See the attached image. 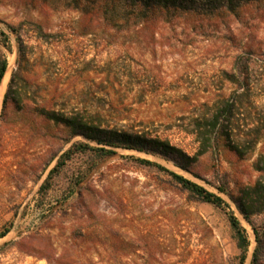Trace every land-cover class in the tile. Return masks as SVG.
<instances>
[{
	"label": "rangeland",
	"instance_id": "obj_1",
	"mask_svg": "<svg viewBox=\"0 0 264 264\" xmlns=\"http://www.w3.org/2000/svg\"><path fill=\"white\" fill-rule=\"evenodd\" d=\"M117 5L96 13L73 0H0V57L11 70L0 108V233L10 230L0 238V264H237L241 251L227 213L142 159L220 195L248 230L251 264L254 230L219 186L237 193V185L261 175L255 164L264 157V0L213 14ZM16 72L21 101L11 97L4 108ZM240 85L235 138L259 137L244 157L222 143L187 171L134 149L106 158L79 152L42 201L50 170L82 139L68 142L69 130L42 108L80 113L194 155L196 119ZM254 221L264 232V215Z\"/></svg>",
	"mask_w": 264,
	"mask_h": 264
},
{
	"label": "trees",
	"instance_id": "obj_2",
	"mask_svg": "<svg viewBox=\"0 0 264 264\" xmlns=\"http://www.w3.org/2000/svg\"><path fill=\"white\" fill-rule=\"evenodd\" d=\"M256 0H73L77 9L83 10L85 6L92 5L94 11L99 13L104 9L106 11L115 10L122 4L124 9H135L144 13L156 12H198L213 14L221 10L230 13H236L241 7ZM17 32L16 29L12 28ZM1 39L4 45L12 50L9 42V35L1 32ZM20 39V36H19ZM19 51L21 60L25 56L23 43L19 41ZM8 58L0 57V88L3 79L8 70ZM242 75V72L239 74ZM18 73H14L8 93L4 101V108L8 100L12 99L19 103L21 100L18 91L15 90ZM231 81H235V74H231ZM242 88L240 85L231 96L216 103L209 116L196 119L194 133L199 143V148L194 155H190L182 149L170 144L168 141L159 138L142 136L140 134H129L125 131L104 127L88 119L80 113L67 114L62 111L48 110L42 108V114L48 120L54 121L69 130L68 142L76 137L82 139L76 140L71 146L61 154L56 165L50 170L47 178L40 187L42 201L47 197L49 191L54 186L55 178L62 172L66 162L72 158L75 153L94 151L101 158L116 154L117 148L134 149L149 154H155L166 160L174 162L178 167L191 171L200 156L207 153L211 148L225 143L227 147L244 157L251 149L258 144L259 137L242 142L235 138L234 118L236 115L238 91ZM142 163L158 167L170 174L185 190L190 191L197 199L211 203L224 210L229 218L234 231L233 238L241 253L237 257V264H245L248 258V251L251 245L250 236L247 228L244 227L241 220L235 215L234 211L229 209V205L218 194L208 190L204 186L186 178L182 174L167 169L161 164H157L147 159H142ZM261 175L254 181L237 185V193L230 190L228 184L219 186L221 192L230 196L236 203L239 211L245 220L252 226L256 235L257 246L254 250L251 264H262L264 257V232L254 221L255 216L264 215V157L255 164ZM82 177L77 179L76 185L82 181ZM74 189H72L73 191ZM209 228V227H208ZM10 230L5 229L0 233V238L8 234Z\"/></svg>",
	"mask_w": 264,
	"mask_h": 264
},
{
	"label": "bare ground",
	"instance_id": "obj_3",
	"mask_svg": "<svg viewBox=\"0 0 264 264\" xmlns=\"http://www.w3.org/2000/svg\"><path fill=\"white\" fill-rule=\"evenodd\" d=\"M10 76H11V70H9L2 82L1 88H0V108H1V104H2V100H3V96L5 94V91L8 87L9 81H10Z\"/></svg>",
	"mask_w": 264,
	"mask_h": 264
}]
</instances>
